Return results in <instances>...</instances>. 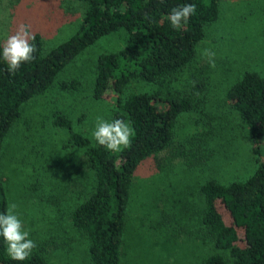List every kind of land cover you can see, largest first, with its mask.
<instances>
[{"label":"trees","instance_id":"1","mask_svg":"<svg viewBox=\"0 0 264 264\" xmlns=\"http://www.w3.org/2000/svg\"><path fill=\"white\" fill-rule=\"evenodd\" d=\"M65 3L68 4L65 13L79 16L63 25L53 38L64 34L67 28L72 32L68 40L52 47V41L34 34L37 48L34 59L15 73L9 72L7 63L0 60V213L8 209L1 177L2 145L20 118L23 106L53 89L58 76L87 48L115 33H122V45L97 58L89 97L92 102L115 98L112 121L120 119L132 129L131 145L109 151L83 133L74 132L70 119L55 107L51 123L69 132L65 148L84 153L95 185L84 198L77 196L78 202L69 214L55 215V219L46 216L50 220L43 216L42 226L39 224L42 217L38 219L32 235L39 240L25 261H12L7 255V245L0 238V264H51L54 253L70 247V242L76 240L65 236V218L76 233L85 236L89 264H126L121 248L127 210L135 198L133 186L138 167L154 158L157 175L150 180L160 185L165 181L164 186L173 187L172 180L178 179L175 171L184 167L198 170L213 158L210 145L215 144L219 131L223 144H227L222 148V162L231 154L232 141L240 142L247 137L256 157L251 163V174L227 185L214 178L204 179L199 185L204 209L193 219L184 217L183 209L188 207L177 193L172 211L157 207L160 216L151 227L172 228L169 235L174 239H191L212 248V255L194 264H264V160L260 159L259 150L264 138V74L245 70L224 91L221 110L211 114L206 107L213 68L198 69L196 65L200 44L220 20L223 0H66ZM184 4H194L196 12L185 27L173 29L167 17L173 8ZM260 11L264 14V6ZM59 86L65 93L81 90L78 79ZM185 116L196 124L197 132L179 139L177 132ZM232 148L235 151V145ZM239 150L238 147V153ZM165 151H170L168 161L156 163L157 156ZM33 185L32 198L38 204L46 184L35 177ZM163 191L155 195L154 201L162 202L166 209L172 196L168 190ZM216 201L228 212L231 226L217 210ZM149 211L156 212L155 207ZM28 223L35 226L30 218ZM237 229L243 230L242 247L238 245Z\"/></svg>","mask_w":264,"mask_h":264},{"label":"rangeland","instance_id":"2","mask_svg":"<svg viewBox=\"0 0 264 264\" xmlns=\"http://www.w3.org/2000/svg\"><path fill=\"white\" fill-rule=\"evenodd\" d=\"M65 1L0 0L2 46L7 38L15 33L20 23L30 25L34 34L52 41V47L68 40L72 32L67 28L64 34L60 33L53 38L63 25L69 24L73 18L79 16L65 13L68 7ZM263 6L264 0H223L220 20L207 32V38L199 46L196 64L198 69L211 68L207 58L202 55L206 48L215 53V63H219L218 66L215 64V67H212L213 84L207 95L206 109L211 114L221 110L219 105L222 103L224 91L245 70L260 71L264 74V14L262 11L261 15L260 11ZM75 26L74 22L72 27ZM121 45L122 33H115L110 37H103L94 46L87 48L58 76L53 89L23 106L20 118L16 120L2 145L1 177L6 188L8 206L12 203L17 205L15 212L23 224V229L29 232V238L35 244L39 239L37 235L33 236L32 232L36 230L38 219L42 217L39 221L42 226L46 216L55 219V215L69 214L73 205L78 202L77 196L84 198L95 185L94 173L84 153L75 148H65L69 132L55 128L51 123L54 108L57 107L70 119L74 132H81L94 141L93 132L97 118L111 122L115 104V98L92 102L89 97V89L95 76L94 66L99 55L116 50ZM226 70L229 72L226 73ZM74 79L81 83L79 92L65 93L60 90L61 83ZM196 132V124L190 118L185 116L181 119L177 132L179 139L191 137ZM236 142L232 141L231 144L232 147L235 145V151L231 147L227 161L224 159L225 162H222V148L227 144H223L219 131L215 144L210 145V151L214 153L213 158L198 170L184 167L182 171H175L178 179L172 180L173 187L164 186L165 181L160 185L156 180H150L157 175L154 158L147 159L138 167L133 186L135 198H132L134 200L127 210L128 218L126 217L124 243L121 248L126 264H194L213 254L208 245L186 238L174 239L169 235L173 233L172 228L154 229L158 225H151L160 216L157 207L163 211H172L173 197L178 199L177 195L188 207V210L183 209L185 218L190 216L193 219L194 215H200L205 202L199 193V185L204 179L214 178L227 185L249 176L253 170L252 160L256 158L253 155L254 147L250 145L247 137L237 144ZM259 150L260 159L264 160V138ZM169 156L170 151L159 154L156 163L168 161ZM35 177L43 179L46 184L42 190V201L37 202L38 204L32 198ZM176 185L178 187L175 189ZM163 187L166 188L165 191ZM159 191L160 195L162 191H167L172 196L166 209L162 202L154 201ZM215 205L225 223L231 226V219L223 205L219 201H216ZM38 206L40 209L36 214ZM153 207L156 210L154 213L149 211ZM163 216L164 213L160 218ZM29 218L35 226L29 225ZM65 221V236H73L76 240L70 242V247L65 246V249L54 253L50 263L89 264L85 236L79 235L71 228L68 218H65ZM237 231L240 237L238 245L242 247L243 230Z\"/></svg>","mask_w":264,"mask_h":264},{"label":"clouds","instance_id":"3","mask_svg":"<svg viewBox=\"0 0 264 264\" xmlns=\"http://www.w3.org/2000/svg\"><path fill=\"white\" fill-rule=\"evenodd\" d=\"M163 2V0H161ZM196 12L194 4H184L173 8L167 19L173 29H181L188 24L190 17ZM34 33L30 25L20 23L14 34L10 35L0 47V60L8 65V71L15 73L20 67L34 59L37 51ZM202 55L207 58L209 66L215 67V53L204 49ZM132 129L122 120L112 122L97 118L93 137L98 145L109 151H120L131 145ZM17 205L12 203L5 213H0V238L7 245V255L12 261L23 262L28 259L36 248L35 242L29 238V232L23 229V224L15 212Z\"/></svg>","mask_w":264,"mask_h":264}]
</instances>
